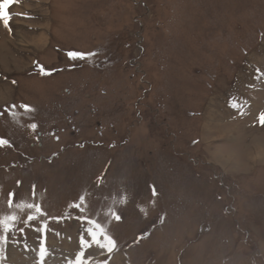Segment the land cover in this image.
Returning <instances> with one entry per match:
<instances>
[{
    "label": "rangeland",
    "instance_id": "1",
    "mask_svg": "<svg viewBox=\"0 0 264 264\" xmlns=\"http://www.w3.org/2000/svg\"><path fill=\"white\" fill-rule=\"evenodd\" d=\"M94 263L264 264V0H0V264Z\"/></svg>",
    "mask_w": 264,
    "mask_h": 264
},
{
    "label": "bare ground",
    "instance_id": "2",
    "mask_svg": "<svg viewBox=\"0 0 264 264\" xmlns=\"http://www.w3.org/2000/svg\"><path fill=\"white\" fill-rule=\"evenodd\" d=\"M15 6V5H14ZM251 88V87H250ZM244 91V90H243ZM227 101V100H226ZM254 107V106H253ZM228 114V113H227ZM254 122V121H253ZM219 133V132H218ZM227 133V132H226ZM241 134V133H240ZM227 136V135H226ZM240 138V137H239ZM107 245V244H106ZM47 247V246H46ZM51 247V246H50ZM31 254V253H30ZM96 254V253H95ZM26 255V254H25ZM95 264V263H94Z\"/></svg>",
    "mask_w": 264,
    "mask_h": 264
}]
</instances>
